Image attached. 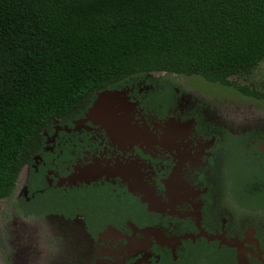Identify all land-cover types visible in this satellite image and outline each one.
I'll use <instances>...</instances> for the list:
<instances>
[{
  "label": "flooded vegetation",
  "instance_id": "flooded-vegetation-1",
  "mask_svg": "<svg viewBox=\"0 0 264 264\" xmlns=\"http://www.w3.org/2000/svg\"><path fill=\"white\" fill-rule=\"evenodd\" d=\"M163 74L99 90L124 95L128 132L88 120L91 102L41 131L0 196L5 264H264V112L229 91L219 123L194 79Z\"/></svg>",
  "mask_w": 264,
  "mask_h": 264
},
{
  "label": "trees",
  "instance_id": "trees-1",
  "mask_svg": "<svg viewBox=\"0 0 264 264\" xmlns=\"http://www.w3.org/2000/svg\"><path fill=\"white\" fill-rule=\"evenodd\" d=\"M263 59L264 0H0V196L100 89L157 71L261 100L240 79Z\"/></svg>",
  "mask_w": 264,
  "mask_h": 264
},
{
  "label": "rangeland",
  "instance_id": "rangeland-1",
  "mask_svg": "<svg viewBox=\"0 0 264 264\" xmlns=\"http://www.w3.org/2000/svg\"><path fill=\"white\" fill-rule=\"evenodd\" d=\"M182 76V75H181ZM182 76V77H188V78H192L194 79V87H188V91H193L194 93H197L196 91L199 92L200 97L205 101V103L208 105V108L210 109L211 115L210 118L211 119H216L218 120L219 123H221V117L220 115L222 114L220 111V108H217V106L220 107H224L225 103L222 104V96L224 95V93H227L231 90L232 94L228 97L225 96V101L229 103L227 106L229 105H236L241 99L240 94L236 93V89H231V87H223V88H219L214 86L212 83L206 82L205 80H202V78L200 77H196V76ZM175 77L173 76H169L167 77L168 81L174 79ZM252 80L253 82H258L262 79H264V59L261 60L258 65L256 66V68L253 70V72L245 79H240V83H247L249 82V80ZM237 81V79H236ZM177 82H174V84L176 85ZM261 83V82H260ZM194 89V90H193ZM182 89L180 88V91ZM184 92H188L185 88H183ZM198 98V97H197ZM238 99V100H237ZM212 100V101H211ZM249 102L253 103L256 102L254 107H253V112L255 114L260 113V112H264L261 108H260V103H262V100H257V99H247ZM216 104V105H215ZM232 107V108H231ZM229 107L226 112L224 114H227V119L225 118L226 122H228L229 124L233 125V126H242L244 124V119L241 117V112L240 110L233 108L234 106ZM9 211V200H2L0 201V215H4V214H8ZM3 213V214H1ZM5 259L4 256L1 257L0 256V264H5Z\"/></svg>",
  "mask_w": 264,
  "mask_h": 264
},
{
  "label": "water",
  "instance_id": "water-1",
  "mask_svg": "<svg viewBox=\"0 0 264 264\" xmlns=\"http://www.w3.org/2000/svg\"><path fill=\"white\" fill-rule=\"evenodd\" d=\"M127 106L125 97L119 91L101 90L92 99L90 106L86 109L85 116L92 123L100 125L106 131L117 133L128 124ZM144 201V199H142ZM150 204L149 201H147Z\"/></svg>",
  "mask_w": 264,
  "mask_h": 264
},
{
  "label": "clouds",
  "instance_id": "clouds-1",
  "mask_svg": "<svg viewBox=\"0 0 264 264\" xmlns=\"http://www.w3.org/2000/svg\"><path fill=\"white\" fill-rule=\"evenodd\" d=\"M164 73V72H163Z\"/></svg>",
  "mask_w": 264,
  "mask_h": 264
}]
</instances>
